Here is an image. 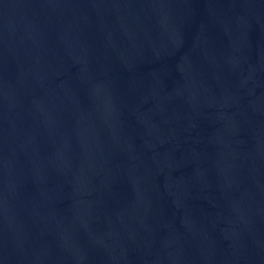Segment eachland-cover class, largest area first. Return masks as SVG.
<instances>
[{
  "label": "water",
  "instance_id": "95a60500",
  "mask_svg": "<svg viewBox=\"0 0 264 264\" xmlns=\"http://www.w3.org/2000/svg\"><path fill=\"white\" fill-rule=\"evenodd\" d=\"M0 264H264V0H0Z\"/></svg>",
  "mask_w": 264,
  "mask_h": 264
}]
</instances>
